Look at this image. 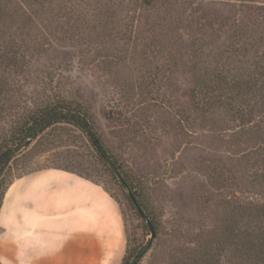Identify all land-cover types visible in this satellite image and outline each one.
Masks as SVG:
<instances>
[{
    "label": "rangeland",
    "instance_id": "rangeland-1",
    "mask_svg": "<svg viewBox=\"0 0 264 264\" xmlns=\"http://www.w3.org/2000/svg\"><path fill=\"white\" fill-rule=\"evenodd\" d=\"M141 1L46 0L45 7L36 3L34 10L17 0L16 17L0 19V150L8 144L16 150L0 168V192L36 169L72 171L103 186L115 201L126 232L125 255L134 250L137 257L144 250L137 264H205V254L196 250L203 246L213 252L227 230H246V223L264 219V179L248 167L264 135H246L240 142L229 138L234 123L213 106L200 110L195 92L206 70L213 78L219 49L229 51L242 42L251 48L252 42H263L264 34L255 26L247 35L238 33L257 22L244 6L249 1L159 0L162 23L172 32L157 41L152 36L146 42L114 41L107 32L117 22L103 16L122 12L120 28L130 25L134 40L148 12L155 11ZM27 14L32 19L25 21ZM95 16L103 22L91 19ZM78 21L96 31L73 33ZM14 51L16 58L7 57ZM60 99L91 112L107 159L84 131L66 122L16 149L12 141L20 126ZM215 170L227 179L224 184L214 179ZM122 175L145 190L153 239ZM244 205L252 214L241 218L237 207Z\"/></svg>",
    "mask_w": 264,
    "mask_h": 264
},
{
    "label": "trees",
    "instance_id": "trees-1",
    "mask_svg": "<svg viewBox=\"0 0 264 264\" xmlns=\"http://www.w3.org/2000/svg\"><path fill=\"white\" fill-rule=\"evenodd\" d=\"M21 1H25L29 6L33 5L34 10H37L35 7L36 3L40 4L42 7L46 6L44 5V1L46 0L42 3H38L39 0ZM158 1L159 0L141 1L142 4L154 8L155 11L153 14V11L148 12L144 24L141 26L139 25L137 31L135 30L136 36L134 40V34L129 30L130 25L127 28H120L121 22L119 21L121 19L124 20L125 17L123 16V13L118 10L115 11L111 9L113 11H108L107 16H103V18H107L106 21L112 19L114 23H117L116 26L111 27L108 32L107 28L102 32H107L114 41L119 37L127 40V42H146L151 36L153 39H156L154 41H157V38L159 39L161 36L162 38L165 37V31L172 32L173 29L169 28L168 30H165V20L162 23L163 18L161 16L163 13L159 12L156 8L159 4L164 3L165 0H163L162 3H159ZM236 1L243 2L244 0ZM245 1L251 2L249 5L244 3V6H247L252 10L257 17L255 19L257 22L251 24L252 26H249L244 32H242L240 28L238 33L240 36L247 35L248 31L255 26L256 28L261 27L262 33L264 34V3L254 5L253 3L255 0ZM13 3L17 4V0H0V19L3 18L4 20L7 16H15V13L19 12ZM47 3H51L50 0H47ZM168 3L171 4L170 1ZM38 12L39 11H35L32 15L37 14ZM23 13L24 12H21L19 17L22 18ZM158 14L160 15L158 16ZM157 17L159 18L157 19ZM103 18L95 16L91 19L97 22L101 21L102 23ZM31 19L32 16L27 14L25 21ZM252 22V20L249 21V23ZM81 23L82 22L78 21L77 25L72 27L73 33L78 34V31L81 30V35H86V33L88 35L91 32L96 31L95 27H81ZM79 26L81 28H79ZM142 27L146 29L143 35ZM49 34L51 35V32H49ZM35 36L39 37L38 34H35ZM252 43L251 48L248 47L247 42H242L238 45L235 44L232 49L229 48V51L219 49L218 52L213 55V78L208 76V71L206 70L200 77L201 82L198 86V89L200 90H196V95L194 97L196 102L201 106V108H199L200 110L204 111V109L213 106V110H220L228 116V119L235 125V130L228 134V137L235 138L239 142L243 140L246 135L253 134L256 137L264 135V36L263 42ZM7 57L16 58L17 54L15 51L8 52ZM16 65L17 62L13 64L12 67ZM237 71H239L240 74H237ZM245 71H248L249 73L247 76L244 75L247 74ZM28 119L29 120L24 123V126H20L17 138L12 141L15 142L16 149L21 148L23 145H28L31 139L36 138L40 133L54 124L66 122L74 125L76 124L88 135L101 156L104 159L109 157L108 150L102 141V138L94 133V123L91 112L85 107H81L79 104L60 99L48 104L41 110H38ZM15 151L16 150L9 146V144L5 145L0 150V168L10 162ZM254 153H256L257 156L249 157L252 161L254 160V164L248 165V167L253 169V171H256V173H259V176L263 180L264 136L262 137V140H260L258 146L254 148ZM115 170L119 172V169L115 168ZM214 173V179L217 180L219 184H224L227 181L219 171L217 172V170H215ZM122 176V184H124V187L127 185L131 189L148 218L152 220L148 210L149 207L145 190L141 188L140 184H137L133 178H131L132 176ZM4 191L0 192V208ZM237 208L240 217L252 214L248 206H238ZM252 222H250L251 224L246 223V230L240 228V226L235 227V230L240 231V233L237 234L234 230L232 232L230 231L229 235L227 230L222 238L213 245V252L207 251L202 246L200 248L201 250H196L197 253L205 254V264H264V219L260 222ZM143 253L144 250L139 254L136 252V255H138L136 257L135 251L132 250L129 252V256L125 255L122 264H137ZM132 257H135V260L131 262ZM193 260H196V258Z\"/></svg>",
    "mask_w": 264,
    "mask_h": 264
},
{
    "label": "crops",
    "instance_id": "crops-1",
    "mask_svg": "<svg viewBox=\"0 0 264 264\" xmlns=\"http://www.w3.org/2000/svg\"><path fill=\"white\" fill-rule=\"evenodd\" d=\"M1 264H120L123 217L103 186L41 168L9 183L0 208Z\"/></svg>",
    "mask_w": 264,
    "mask_h": 264
},
{
    "label": "water",
    "instance_id": "water-1",
    "mask_svg": "<svg viewBox=\"0 0 264 264\" xmlns=\"http://www.w3.org/2000/svg\"><path fill=\"white\" fill-rule=\"evenodd\" d=\"M127 191L131 197V199L133 200L134 204L136 205V207L138 208V211L140 212V214L142 215V217L145 219V221L148 223L149 228L151 230V234L152 237L151 239H153L155 237V229L154 226L152 224V222L150 221V219L148 218L147 214L145 213L144 209L142 208V206L139 204V201L137 200V198L135 197V195L133 194V192L131 191V189L126 185Z\"/></svg>",
    "mask_w": 264,
    "mask_h": 264
}]
</instances>
